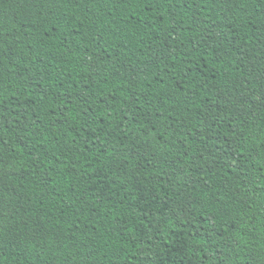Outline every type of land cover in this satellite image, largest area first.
I'll return each mask as SVG.
<instances>
[{
	"label": "trees",
	"instance_id": "1",
	"mask_svg": "<svg viewBox=\"0 0 264 264\" xmlns=\"http://www.w3.org/2000/svg\"><path fill=\"white\" fill-rule=\"evenodd\" d=\"M0 264H264V0H0Z\"/></svg>",
	"mask_w": 264,
	"mask_h": 264
}]
</instances>
